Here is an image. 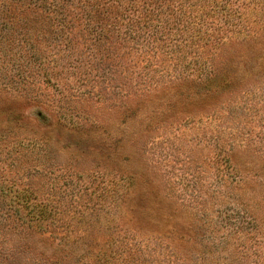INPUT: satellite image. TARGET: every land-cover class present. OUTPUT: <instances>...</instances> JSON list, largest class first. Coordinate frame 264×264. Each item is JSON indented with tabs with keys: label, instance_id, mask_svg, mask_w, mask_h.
Returning <instances> with one entry per match:
<instances>
[{
	"label": "rangeland",
	"instance_id": "rangeland-1",
	"mask_svg": "<svg viewBox=\"0 0 264 264\" xmlns=\"http://www.w3.org/2000/svg\"><path fill=\"white\" fill-rule=\"evenodd\" d=\"M58 1L0 0V264H264V0Z\"/></svg>",
	"mask_w": 264,
	"mask_h": 264
},
{
	"label": "trees",
	"instance_id": "trees-1",
	"mask_svg": "<svg viewBox=\"0 0 264 264\" xmlns=\"http://www.w3.org/2000/svg\"><path fill=\"white\" fill-rule=\"evenodd\" d=\"M33 1H35V0H31L30 1V6H29V3H27V2H25V0H15V2H13V3H11V2H9V5H8V7H11V6H13V5H16V6H18V7H22L23 6V2L29 7V8H31L32 10H35L36 11V6L35 5H33L32 3H33ZM47 1H49V2H52L51 0H47ZM52 4L54 5V9L57 7V6H60V11H61V9H62V11H65V9L63 8V4L61 3V2H59L58 0H54V2H52ZM35 7V8H34ZM34 8V9H33ZM37 9H39V8H37ZM64 9V10H63ZM48 10L50 11V12H52L50 9H49V7H48ZM66 12V11H65ZM65 14L63 13L62 14V16H64ZM64 17H67L66 15L64 16ZM75 24V22L74 21H71V22H69V25L68 26H71V25H74ZM50 119L49 118H45V119H41V121H42V123H44L45 121L46 122H48ZM41 123V124H42ZM40 124V123H39ZM48 125V124H47ZM50 126V125H49Z\"/></svg>",
	"mask_w": 264,
	"mask_h": 264
}]
</instances>
